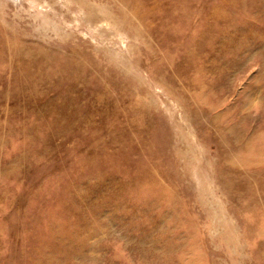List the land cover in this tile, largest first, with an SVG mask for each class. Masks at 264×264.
<instances>
[{
    "label": "rangeland",
    "instance_id": "obj_1",
    "mask_svg": "<svg viewBox=\"0 0 264 264\" xmlns=\"http://www.w3.org/2000/svg\"><path fill=\"white\" fill-rule=\"evenodd\" d=\"M0 264H264V0H0Z\"/></svg>",
    "mask_w": 264,
    "mask_h": 264
}]
</instances>
